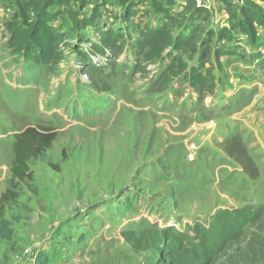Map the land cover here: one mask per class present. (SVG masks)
Segmentation results:
<instances>
[{"label":"rangeland","instance_id":"rangeland-1","mask_svg":"<svg viewBox=\"0 0 264 264\" xmlns=\"http://www.w3.org/2000/svg\"><path fill=\"white\" fill-rule=\"evenodd\" d=\"M26 128L55 138L13 183ZM233 135L256 179L225 152ZM7 189L0 264H185L169 247L264 264V0H0Z\"/></svg>","mask_w":264,"mask_h":264},{"label":"trees","instance_id":"trees-1","mask_svg":"<svg viewBox=\"0 0 264 264\" xmlns=\"http://www.w3.org/2000/svg\"><path fill=\"white\" fill-rule=\"evenodd\" d=\"M29 10L28 4H21V12L24 17H28L27 12ZM49 20H46L44 25L47 24ZM39 27L32 35L33 42H35L39 47L44 48L50 41V37L53 34V29L51 26ZM56 35V34H55ZM53 34V36H55ZM115 35L112 32H105L103 36L106 38H101L103 42L107 41V38ZM102 42V44H104ZM170 42V39H167V43ZM180 45V44H179ZM175 48H178L177 44H174ZM192 77L190 76V80ZM55 138V135L52 133L42 134L37 132L33 128H26L22 132L18 133L15 136V141L12 146L13 152V161L10 168L11 173V182H23L27 178H31V174L29 172L28 161L31 158H35L39 156L42 152L46 151L51 147V144ZM225 152L227 155L232 158L239 166L242 167L243 171L249 175L251 178L256 179L259 175L258 166L253 160L252 156L249 154L246 144L243 142L239 135H233L226 139L225 141ZM16 199V193L7 189L0 196V239L11 240L13 231L9 227L7 220L3 218V209L6 202L10 200ZM125 235L126 240L132 242L133 232H126ZM207 235V234H206ZM205 240H203L204 242ZM211 247V246H209ZM170 249L165 254L169 256L171 259H177V261L182 263H188L191 260V255L188 254L186 248L180 247L176 249V254L172 255V249ZM210 248L205 247V244L201 246L202 251L209 250ZM211 252V250H210ZM40 258H37L34 262L35 264L39 263ZM42 264H47V260Z\"/></svg>","mask_w":264,"mask_h":264}]
</instances>
